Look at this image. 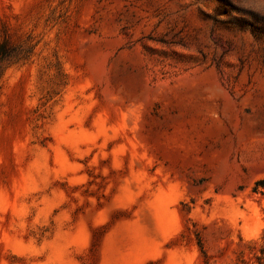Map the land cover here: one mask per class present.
<instances>
[{
  "label": "rangeland",
  "instance_id": "374dc122",
  "mask_svg": "<svg viewBox=\"0 0 264 264\" xmlns=\"http://www.w3.org/2000/svg\"><path fill=\"white\" fill-rule=\"evenodd\" d=\"M0 264H231L264 241V0H0Z\"/></svg>",
  "mask_w": 264,
  "mask_h": 264
},
{
  "label": "trees",
  "instance_id": "16d2710c",
  "mask_svg": "<svg viewBox=\"0 0 264 264\" xmlns=\"http://www.w3.org/2000/svg\"><path fill=\"white\" fill-rule=\"evenodd\" d=\"M3 44L0 45V56L3 55ZM251 192L253 194H264V179L256 181L252 188ZM197 246L200 253V262L201 264H213L211 263V257L206 253L203 243L200 238L197 236ZM248 250V258H244V253L240 252L236 261L231 264H264V241L259 243L256 240H252L244 244Z\"/></svg>",
  "mask_w": 264,
  "mask_h": 264
}]
</instances>
